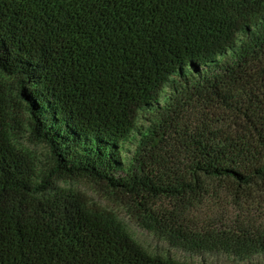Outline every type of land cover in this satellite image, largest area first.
Returning a JSON list of instances; mask_svg holds the SVG:
<instances>
[{"label": "trees", "instance_id": "trees-1", "mask_svg": "<svg viewBox=\"0 0 264 264\" xmlns=\"http://www.w3.org/2000/svg\"><path fill=\"white\" fill-rule=\"evenodd\" d=\"M1 76L14 79L23 126ZM199 106L215 122L177 133L180 112ZM142 112L152 120L139 131ZM19 130L48 149L39 176L12 144ZM133 131L125 164L119 143ZM170 132L176 155L157 161ZM76 177L172 246L209 249L213 238L179 219L205 181L240 196L264 187V0H0V264H184L54 192V178ZM222 250L247 257L264 242L244 236Z\"/></svg>", "mask_w": 264, "mask_h": 264}, {"label": "rangeland", "instance_id": "rangeland-1", "mask_svg": "<svg viewBox=\"0 0 264 264\" xmlns=\"http://www.w3.org/2000/svg\"><path fill=\"white\" fill-rule=\"evenodd\" d=\"M1 81L8 88V94L14 105L12 114L19 125H24L26 113L23 102L16 97L13 78L1 76ZM212 111L186 107L178 115L176 132L187 134L197 128L200 123L212 124L216 116ZM151 114L142 112L137 122V129L144 130L151 122ZM173 132L161 137L156 143L154 154L156 160L167 159L176 155L180 135ZM139 135L133 131L126 142L119 143V156L127 164L131 158ZM12 144L17 152L32 159L38 171L47 167L48 149L44 144L33 141L28 133L19 130L12 137ZM54 192L74 195L83 200L90 208L111 213L122 225L128 236L148 255L164 260L184 264H264V250L247 257L229 254L222 250L234 245L244 236L256 239L261 237L264 242V187H255L249 195H235L229 184L219 181L206 180V193L194 207L183 210L179 215L182 226L188 227L194 233L206 236L208 233L213 239L206 246L209 249L189 250L174 247L163 238L143 228L137 222L134 214L126 209L118 199L105 193L92 182L84 178H64L52 181ZM171 211V209H169ZM245 231V232H244Z\"/></svg>", "mask_w": 264, "mask_h": 264}]
</instances>
